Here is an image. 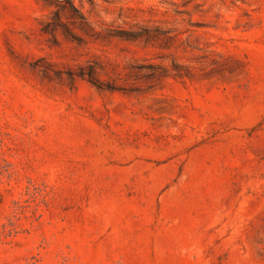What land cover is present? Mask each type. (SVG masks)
<instances>
[{"label":"rangeland","instance_id":"1","mask_svg":"<svg viewBox=\"0 0 264 264\" xmlns=\"http://www.w3.org/2000/svg\"><path fill=\"white\" fill-rule=\"evenodd\" d=\"M0 264H264V0H0Z\"/></svg>","mask_w":264,"mask_h":264},{"label":"trees","instance_id":"2","mask_svg":"<svg viewBox=\"0 0 264 264\" xmlns=\"http://www.w3.org/2000/svg\"><path fill=\"white\" fill-rule=\"evenodd\" d=\"M90 81H93V80H90Z\"/></svg>","mask_w":264,"mask_h":264}]
</instances>
